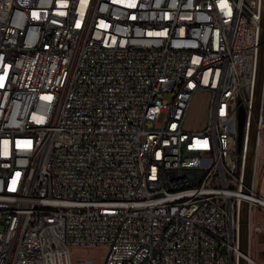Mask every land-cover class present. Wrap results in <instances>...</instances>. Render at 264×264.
<instances>
[{"label":"built area","instance_id":"obj_1","mask_svg":"<svg viewBox=\"0 0 264 264\" xmlns=\"http://www.w3.org/2000/svg\"><path fill=\"white\" fill-rule=\"evenodd\" d=\"M263 165L264 0H0V264H264Z\"/></svg>","mask_w":264,"mask_h":264},{"label":"rangeland","instance_id":"obj_2","mask_svg":"<svg viewBox=\"0 0 264 264\" xmlns=\"http://www.w3.org/2000/svg\"><path fill=\"white\" fill-rule=\"evenodd\" d=\"M210 103V95L204 91H198L192 100L190 107L189 116L187 119V127L195 128L200 123V127H203L207 121L208 117V107ZM258 191L264 194V165L262 166V171H260L258 177ZM260 238V236L258 237ZM258 250L263 251V244L258 245ZM73 261L76 262L79 258H84L87 256H93L98 258V256L104 254L105 250L101 247L94 248H74L73 249ZM98 260V259H97Z\"/></svg>","mask_w":264,"mask_h":264},{"label":"water","instance_id":"obj_3","mask_svg":"<svg viewBox=\"0 0 264 264\" xmlns=\"http://www.w3.org/2000/svg\"><path fill=\"white\" fill-rule=\"evenodd\" d=\"M258 82H260V75L258 78ZM244 120H245V110L243 107L239 108V140L241 141L242 138V131H243V126H244ZM252 152L250 154V160L252 158ZM251 176V161L249 162V165L247 167L246 171V181L249 182Z\"/></svg>","mask_w":264,"mask_h":264},{"label":"crops","instance_id":"obj_4","mask_svg":"<svg viewBox=\"0 0 264 264\" xmlns=\"http://www.w3.org/2000/svg\"><path fill=\"white\" fill-rule=\"evenodd\" d=\"M197 126L195 127V128H199L201 125H200V123H198V124H196Z\"/></svg>","mask_w":264,"mask_h":264}]
</instances>
